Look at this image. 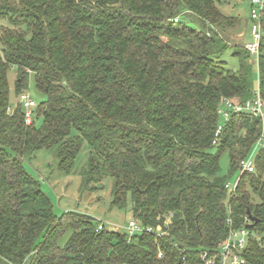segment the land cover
<instances>
[{
  "label": "trees",
  "instance_id": "1",
  "mask_svg": "<svg viewBox=\"0 0 264 264\" xmlns=\"http://www.w3.org/2000/svg\"><path fill=\"white\" fill-rule=\"evenodd\" d=\"M0 20V264H203L229 218L249 230L245 264H264V148L255 171L226 188L262 120L235 113L216 136L225 98L264 99V38L255 87L253 56L225 36L239 17L219 0H0ZM229 49L237 70L223 57ZM13 67L16 96L33 75L46 97L35 108L40 127L21 104L10 111ZM85 144V188L111 178V207L130 206L154 231L130 236L97 230L87 213L55 214L24 160L54 148L69 173Z\"/></svg>",
  "mask_w": 264,
  "mask_h": 264
},
{
  "label": "rangeland",
  "instance_id": "2",
  "mask_svg": "<svg viewBox=\"0 0 264 264\" xmlns=\"http://www.w3.org/2000/svg\"><path fill=\"white\" fill-rule=\"evenodd\" d=\"M219 4L225 13L239 17L238 25L234 30H228L226 32V38L231 44H241L246 47L247 42L252 41L250 0H219ZM4 23V21L0 20V25ZM195 26L201 27V22H197ZM223 57L227 61L229 68L234 70L239 68V61L232 55L231 49L225 52ZM251 61L254 62L253 79L255 87H257L259 79L258 57H253ZM16 78V68L13 67L9 71L11 89L10 106L12 108H16L20 102L19 97L15 94ZM27 93L37 102V105H40L46 99L45 95L38 90L33 75L30 76ZM220 109L219 125L224 126L228 121V117L225 116L224 112L228 110V108L225 104H222ZM33 118L35 124L40 127L43 123V119L38 115L36 110L33 112ZM90 150L91 148L89 145L85 144L69 173H64L58 168V160L54 148L39 150L35 153L33 158H25L24 167L39 181L43 191L50 197L54 204V212L56 215L61 216L67 211L87 213L93 216L97 222L104 224L109 229L126 231L129 222L136 218H134L130 206L123 209L111 207V188L113 180L111 178L107 179L105 188L100 191L88 190L83 184V171L87 166ZM259 150L260 146L256 144L251 150L248 158L254 161ZM220 165L222 173L227 174L229 169L228 151L222 154ZM240 175V171L235 172L229 179V182H236ZM65 241L66 237L61 243L64 244Z\"/></svg>",
  "mask_w": 264,
  "mask_h": 264
},
{
  "label": "built area",
  "instance_id": "3",
  "mask_svg": "<svg viewBox=\"0 0 264 264\" xmlns=\"http://www.w3.org/2000/svg\"><path fill=\"white\" fill-rule=\"evenodd\" d=\"M251 11L250 18L252 21L251 24V36L252 41L247 42L246 48L250 51L253 57H258L260 54L261 42L264 38V22L262 20V12L264 11V0H250ZM20 104L22 105L25 111V121L28 125L34 123L33 112L37 107V102L33 100L27 92H23L20 97ZM223 104L228 108L224 112L225 116L228 117V120L235 113L247 112L252 116L259 117L262 120L260 137L257 141V146L264 148V99L261 94L258 92L257 95L248 100L245 103L239 104L233 102L229 98H225ZM15 108L10 107V111H14ZM221 113V109H220ZM223 126L217 128L216 136H219L222 132ZM241 174L244 172H254L256 169L255 162L251 158H245L239 163ZM239 179L232 183L228 182L226 188L234 193L238 187ZM233 219L229 218V233L226 239L220 243V249L210 254L208 251H204L202 256L203 264H217L219 261L220 264H245L246 260L243 255V251L246 249L248 240H249V230L246 227L236 228L233 224ZM104 227V224H99L97 230H101ZM154 231L152 227H145L137 219H132L129 222L127 231L130 236L134 234L141 233L143 231ZM161 256V253L159 254Z\"/></svg>",
  "mask_w": 264,
  "mask_h": 264
},
{
  "label": "water",
  "instance_id": "4",
  "mask_svg": "<svg viewBox=\"0 0 264 264\" xmlns=\"http://www.w3.org/2000/svg\"><path fill=\"white\" fill-rule=\"evenodd\" d=\"M249 212V218L251 220V222L248 224V226H252L254 224V222H257L258 219L256 217H254L253 215H251L250 211Z\"/></svg>",
  "mask_w": 264,
  "mask_h": 264
}]
</instances>
